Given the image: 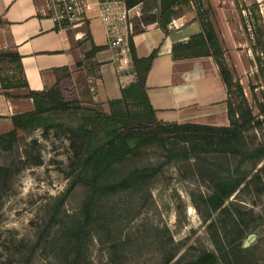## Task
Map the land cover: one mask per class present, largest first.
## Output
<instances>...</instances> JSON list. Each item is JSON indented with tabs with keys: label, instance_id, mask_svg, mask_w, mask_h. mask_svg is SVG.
I'll return each mask as SVG.
<instances>
[{
	"label": "rangeland",
	"instance_id": "rangeland-1",
	"mask_svg": "<svg viewBox=\"0 0 264 264\" xmlns=\"http://www.w3.org/2000/svg\"><path fill=\"white\" fill-rule=\"evenodd\" d=\"M201 7L208 12L221 52L213 57L222 60L231 74L228 92L233 108L249 107L257 114L256 105L264 100L260 71L264 68V0H202ZM84 73L86 77L80 79L63 71L55 85L70 106L106 112L139 110L130 99L111 105L93 101L92 67L85 64ZM81 124L80 113L45 114L34 130L19 132L24 142L17 150L0 151V264H20L47 221L52 203L68 189L72 170L87 146L80 139ZM243 141L251 149L262 145L264 125L253 124ZM158 145L130 165L156 166L159 172L141 191L103 202L97 237L82 249L80 264H184L198 248L215 251L210 232L224 241L232 239L237 228L247 231L240 240L242 247L254 248L251 264H264V168L250 172L226 200L225 204H238L239 215L210 212L207 217L204 200L212 191V181L224 175L223 169L231 167L234 158L193 136ZM183 150L189 151V158L167 159L169 152ZM74 204L70 199L65 209ZM250 234L254 236L248 239Z\"/></svg>",
	"mask_w": 264,
	"mask_h": 264
},
{
	"label": "trees",
	"instance_id": "trees-1",
	"mask_svg": "<svg viewBox=\"0 0 264 264\" xmlns=\"http://www.w3.org/2000/svg\"><path fill=\"white\" fill-rule=\"evenodd\" d=\"M124 3L127 8L137 4L142 6L141 17L134 21V33L140 32L142 26L154 24L167 35L172 18L182 12L191 13L195 9L194 19L200 21L202 31L189 41L174 45L172 57L212 55L217 58L221 55L217 50V38L208 20V12L201 7L202 0H124ZM90 44L91 49L86 53L88 57L103 48L96 46L93 41ZM127 45L135 81L122 89V99L118 102L133 100L139 106L137 112H106L102 108L70 106L54 86L42 92L31 91L28 97L33 100L34 109L10 116L12 129L0 134V151L11 153L24 142V137L19 132L34 130L41 124L45 114L80 113L82 124L78 130L82 135V144L86 141L87 145L77 166L72 170L68 189L52 203L47 221L21 256L20 264H80L82 249L97 237L103 202L122 193L141 191L159 172L156 166L130 165L145 150L160 146L159 143L193 136L215 144L216 151L234 158L232 166L223 169L224 175L212 181V191L204 200L207 217L210 212H217V215H239L238 204H225L226 200L247 181L250 172L259 173L264 168V164H261L264 143L251 149L243 141L244 133L253 124L264 125V100L256 105L257 114L249 107L240 106L235 110L228 92L231 74L222 60L216 59V63L228 93V126L164 124L156 119L146 95V76L157 50L147 57L139 58L135 54L131 38ZM19 62L20 57L15 53H0V70L1 64ZM260 71L264 80V68ZM189 156V151L183 150L169 152L167 159L183 160ZM70 199L75 204L65 209ZM209 226H214V221ZM246 233V229L237 228L232 239L223 241L210 232L215 251L198 248L197 253L184 264H251L254 261V248L242 247L240 243Z\"/></svg>",
	"mask_w": 264,
	"mask_h": 264
},
{
	"label": "crops",
	"instance_id": "crops-1",
	"mask_svg": "<svg viewBox=\"0 0 264 264\" xmlns=\"http://www.w3.org/2000/svg\"><path fill=\"white\" fill-rule=\"evenodd\" d=\"M194 16L195 9L172 18L167 35L149 24L130 36L137 57L157 50L146 76V95L161 123L228 126V93L214 57H172L174 45L201 33ZM91 41L103 48L88 57ZM6 52L17 54L20 62L1 64L0 134L12 129L10 116L34 109L29 93L54 87L63 71L82 79L84 65L91 66L95 75L89 85L94 90L91 96L106 105L120 101L122 89L135 81L129 51L105 44L97 18L77 29L59 30L48 0H0V53Z\"/></svg>",
	"mask_w": 264,
	"mask_h": 264
},
{
	"label": "built area",
	"instance_id": "built-area-1",
	"mask_svg": "<svg viewBox=\"0 0 264 264\" xmlns=\"http://www.w3.org/2000/svg\"><path fill=\"white\" fill-rule=\"evenodd\" d=\"M50 16L59 30L85 26L97 18L108 47L120 46L128 52V40L134 33V20L142 15V6L127 8L124 0H48Z\"/></svg>",
	"mask_w": 264,
	"mask_h": 264
},
{
	"label": "water",
	"instance_id": "water-1",
	"mask_svg": "<svg viewBox=\"0 0 264 264\" xmlns=\"http://www.w3.org/2000/svg\"><path fill=\"white\" fill-rule=\"evenodd\" d=\"M253 236H254L253 234H250V235L248 236V239H251ZM244 246H246V245H244Z\"/></svg>",
	"mask_w": 264,
	"mask_h": 264
}]
</instances>
